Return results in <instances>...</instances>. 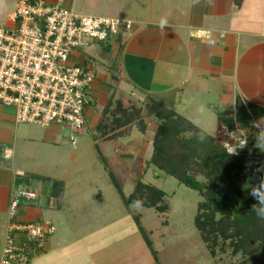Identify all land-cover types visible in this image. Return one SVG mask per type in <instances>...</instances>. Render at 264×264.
I'll return each mask as SVG.
<instances>
[{
    "label": "rangeland",
    "instance_id": "obj_1",
    "mask_svg": "<svg viewBox=\"0 0 264 264\" xmlns=\"http://www.w3.org/2000/svg\"><path fill=\"white\" fill-rule=\"evenodd\" d=\"M5 1L7 7L0 9V27L8 28L11 22L7 16L14 11L15 2ZM146 1L70 0L69 8L81 15L125 19L132 13L144 11ZM133 27L111 35L106 42L93 41L74 49L78 61L90 65L95 72L94 82L86 91L90 101L85 109L86 124L82 132L75 134V146L69 139L71 129L64 125L53 126V129L60 131L59 142L45 146L42 145L43 141L39 142L38 137H42L48 127L19 124V129L35 136L39 143L28 146L35 145L42 153L32 156L23 153L19 156L15 151L13 158L1 161L3 166L24 169L28 175L37 173L47 178L43 185H39L35 179L31 180L30 188L38 195L31 203L38 206L37 210L36 207L31 208L30 203H25L16 216L20 221L51 222L55 227L45 248L32 254L29 264H229L239 258L233 256L229 248L226 252L218 250L216 256L211 255L195 225L198 204L203 201L201 195L148 164L147 158L150 157L157 125L155 118H147L144 111L141 117L147 123L145 133L141 131L138 122H133L122 128L125 134L119 138H102V130L91 124L94 115H100L105 102L113 97L112 102L115 103L113 94L117 88L127 91L118 93V97L124 95L127 99L129 89L133 88L138 99L142 100L147 94L164 103L172 102L177 88L181 90V85L174 83L169 91H152L154 62L140 61L134 52H118L120 43L124 48L134 33ZM199 87L191 89L189 86L185 91L182 90L186 103L181 105L179 98L175 99V110L192 121L193 125L215 137L225 148L226 145L235 147L238 145L235 134L248 136L252 125L248 127L238 124L228 129L233 117L227 114L233 111L232 107L220 104V94L216 89L209 91L212 89ZM141 100H130L125 105H134L144 110L145 99ZM0 107L12 109L15 114L11 107L2 104ZM109 111L101 113L104 115L101 123L106 124ZM219 120L224 124H219ZM254 125L264 130V121L259 120ZM19 138L15 141L16 150L24 143ZM132 143L140 146L136 155L130 154ZM110 172L126 197L134 191L140 180L160 187L166 193L168 210L162 213L139 205L128 207L112 183ZM54 179L63 180L62 192L59 193L60 208H56L59 201L55 197H52L51 208L47 206L46 198ZM199 179L203 181L205 178L200 176ZM139 225L150 240L156 257L147 246ZM86 247L90 254L81 256V259L78 257L79 249Z\"/></svg>",
    "mask_w": 264,
    "mask_h": 264
},
{
    "label": "crops",
    "instance_id": "obj_2",
    "mask_svg": "<svg viewBox=\"0 0 264 264\" xmlns=\"http://www.w3.org/2000/svg\"><path fill=\"white\" fill-rule=\"evenodd\" d=\"M46 1L56 2L57 0ZM64 3L68 8L71 7L70 0H64ZM146 3L144 11L132 13L125 18L133 21L134 33L132 32L124 48L120 43L118 52H134V55H138V60L154 62L152 91L166 92L172 89L174 83L181 85V90L177 88L172 102L160 103L188 119L175 110V99L179 98V103L185 104L186 101L183 100L181 91H185V88L189 86L191 89H198L200 85L201 89L207 90L208 87L212 89L209 91L216 89L219 92L220 104L233 109L227 114L231 117L235 116L238 98L245 103L264 106V0H242L239 6L234 0H147ZM6 5L5 0H0V9L7 7ZM10 14L7 16L8 19ZM161 19L167 20L163 29L159 26ZM119 66L118 63L117 67ZM129 90V94L127 93L129 96L126 99L124 95L119 97L117 95L127 91L117 88L113 94L116 98L115 103L112 102L113 97L107 103L105 102L100 115H94L91 124L97 127L102 121L104 111L108 112L110 107L113 110L118 100L122 101L125 107L130 100L132 102L135 99L141 100L136 98L133 88ZM144 99V106L150 100L158 101L147 94L141 101ZM150 118L154 119V117ZM219 124H224V122L219 120ZM235 125L238 126V123ZM227 128L233 129L229 126ZM59 132L53 129V126L48 127L42 137H38V140L43 141L42 145L52 146L53 143L59 142ZM17 137H20L19 140L23 139L24 142L18 150L15 148ZM101 137L107 139L103 135ZM35 139V136L19 129L12 109L0 107V257L8 234L9 203L13 187L30 188L31 185V182L28 185L19 183L21 176L18 173H27L24 169L3 166L1 161L5 158L6 149H12L13 155L15 151L18 152L19 156L23 153L28 156L41 154L40 148L35 145L28 146L35 142L39 144ZM132 145L133 149L130 154L136 155L140 146L133 143ZM38 183L43 185L42 180ZM62 185L63 183L60 184V194ZM42 193L44 194V189ZM51 193L52 188L48 194L50 198L48 196L46 198L48 199L47 206L50 208L52 197H54ZM60 199V196H55V200L59 201L56 203V208L61 207ZM25 203H30L31 208L36 207L31 201L23 202L19 210ZM32 221H20L16 218L18 223H34ZM78 254L81 258L90 253L86 247L83 250L79 249Z\"/></svg>",
    "mask_w": 264,
    "mask_h": 264
},
{
    "label": "built area",
    "instance_id": "obj_3",
    "mask_svg": "<svg viewBox=\"0 0 264 264\" xmlns=\"http://www.w3.org/2000/svg\"><path fill=\"white\" fill-rule=\"evenodd\" d=\"M14 2L10 26L0 27V104L14 109L16 124L66 126L75 146V134L86 124L85 109L90 102L86 91L94 82L95 72L78 61L74 49L93 41L106 42L111 35L131 30L134 23L76 14L64 0ZM235 139L238 145H226L228 152L236 154L238 149L249 147L247 136L235 134ZM4 156L11 159L12 149H6ZM37 196L31 188L13 187L0 264H29L31 255L44 249L54 234L51 223L16 222L21 204Z\"/></svg>",
    "mask_w": 264,
    "mask_h": 264
},
{
    "label": "trees",
    "instance_id": "obj_4",
    "mask_svg": "<svg viewBox=\"0 0 264 264\" xmlns=\"http://www.w3.org/2000/svg\"><path fill=\"white\" fill-rule=\"evenodd\" d=\"M234 2L239 6L242 0ZM144 111L146 117H154L157 124L148 164L201 195L203 201L198 204L195 225L211 255L216 256L218 250L226 252L229 248L233 256L239 257L229 264H264V220L258 219L252 211L257 200L250 195L251 187L264 180V146L254 152L247 147L232 154L215 137L154 100L149 101L144 110L125 107L118 100L106 118V124L100 122L98 128L106 138H119L125 134L122 128L138 122L145 133L147 123L141 117ZM259 120L264 121V106L245 103L238 98L229 127L234 128L236 123L250 127ZM199 137H204V141L201 142ZM110 174L128 207L139 205L162 213L168 210L166 193L160 187L140 180L126 197L115 176ZM200 176L205 179L200 180ZM33 179L43 183L47 180L40 175L24 173L19 177V183L28 185ZM62 183V180L54 179L51 196H59ZM136 220L139 223V218ZM140 230L144 234L141 226ZM144 238L156 257L145 234Z\"/></svg>",
    "mask_w": 264,
    "mask_h": 264
},
{
    "label": "clouds",
    "instance_id": "obj_5",
    "mask_svg": "<svg viewBox=\"0 0 264 264\" xmlns=\"http://www.w3.org/2000/svg\"><path fill=\"white\" fill-rule=\"evenodd\" d=\"M167 24L166 19H161L160 28L163 29ZM201 142L204 141V137H199ZM250 195L257 200V204L253 205L252 211L255 212L256 216L260 220H264V180L258 186L251 187Z\"/></svg>",
    "mask_w": 264,
    "mask_h": 264
},
{
    "label": "water",
    "instance_id": "obj_6",
    "mask_svg": "<svg viewBox=\"0 0 264 264\" xmlns=\"http://www.w3.org/2000/svg\"><path fill=\"white\" fill-rule=\"evenodd\" d=\"M246 141L248 142L249 149L253 152L256 151L258 147L264 146V130L259 129L256 125H252L250 127V135Z\"/></svg>",
    "mask_w": 264,
    "mask_h": 264
},
{
    "label": "flooded vegetation",
    "instance_id": "obj_7",
    "mask_svg": "<svg viewBox=\"0 0 264 264\" xmlns=\"http://www.w3.org/2000/svg\"><path fill=\"white\" fill-rule=\"evenodd\" d=\"M249 135H250V134H249ZM249 135H248V136H249ZM254 135H256V134H254ZM248 136H247V137H248Z\"/></svg>",
    "mask_w": 264,
    "mask_h": 264
}]
</instances>
